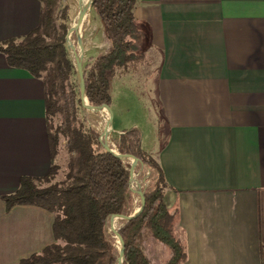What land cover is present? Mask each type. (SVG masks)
Instances as JSON below:
<instances>
[{
	"label": "crops",
	"instance_id": "0c3cea01",
	"mask_svg": "<svg viewBox=\"0 0 264 264\" xmlns=\"http://www.w3.org/2000/svg\"><path fill=\"white\" fill-rule=\"evenodd\" d=\"M41 6L0 0V44L30 33ZM134 18L145 35L141 59H156L155 97L167 132L151 152L168 185L164 203L176 212L181 264H264V0H137ZM93 34L87 44L96 42ZM99 41L100 50L84 49L95 52L90 61L108 48L102 25ZM126 71L118 69L110 86ZM44 94L41 79L8 66L0 52V264L52 240L50 213L7 209L2 199L21 177L50 168ZM108 108L120 135L126 128H113ZM131 127L150 151L142 128Z\"/></svg>",
	"mask_w": 264,
	"mask_h": 264
},
{
	"label": "trees",
	"instance_id": "16d2710c",
	"mask_svg": "<svg viewBox=\"0 0 264 264\" xmlns=\"http://www.w3.org/2000/svg\"><path fill=\"white\" fill-rule=\"evenodd\" d=\"M39 1L38 25L22 38L1 43L0 52L8 66L26 70L45 85L51 164L43 177H21L17 189L2 199L7 209L32 205L50 213L52 240L14 264H117L114 238L106 229L111 215L129 214L128 164L102 146L99 132L82 114L75 67L65 40L71 18L68 7L58 17L59 0ZM136 3L93 0L92 10L108 48L91 58L84 70L85 96L92 106H109L115 72L143 57L145 35L134 18ZM114 144L118 152L134 155L142 168L156 175L151 188L144 190L141 212L120 227L121 264H158L153 257L155 244L168 251L164 264H181L186 250L175 233L176 212L163 200L168 185L159 163L142 148L136 127L117 135ZM61 150L66 154L62 167L58 162Z\"/></svg>",
	"mask_w": 264,
	"mask_h": 264
},
{
	"label": "rangeland",
	"instance_id": "374dc122",
	"mask_svg": "<svg viewBox=\"0 0 264 264\" xmlns=\"http://www.w3.org/2000/svg\"><path fill=\"white\" fill-rule=\"evenodd\" d=\"M66 7H68L67 13L69 12V14L71 15L70 21L68 23L69 26L74 15L75 9L77 8L75 0H59L58 8L56 10L58 17H62V15L65 13ZM99 25L101 26V22L98 16L92 9H90L88 25L86 26V30L81 37L83 43V52L86 45H88V49L91 46L95 47V51L101 49L100 47L102 46V42H97L98 37L100 36ZM92 34L95 36L97 44L96 42L93 43V41H91V43L89 41L87 44V38H92ZM73 39L77 40V37L74 36ZM76 46L77 41H75L73 47ZM67 47L73 59L74 49L70 45H68ZM90 53L95 52H93V50L92 52L87 50L83 54V70L87 69L88 64L91 63L89 59ZM145 57L146 58L144 59L128 64L126 68H124L127 69V75L116 74L115 78L112 79L110 86L111 101L109 107L112 110L113 128L130 129L132 128L131 124H137L138 126H140L143 131L144 146L145 148H148V150H150L148 151V153L155 158L153 152L151 151L159 148V146L163 144L167 129L166 124L163 122L162 115L160 114V110L158 109V104L155 97L156 79L154 75L156 62L154 60L156 59L154 57L152 59V62H148L147 55ZM123 73H125V71H123ZM82 114L88 125L96 129L99 134L101 133L102 138L104 140L107 139L106 141L108 142V144H110L113 149H116L114 144V138L117 136V134L114 133L113 130H110L108 138L104 136L105 127L107 126V124L102 121L103 117L98 113L90 112L85 107H82ZM153 135L156 137L154 138ZM65 159L66 154L64 150H61V154L58 158V162L60 163L61 167L64 165ZM126 161L131 162L129 159H126ZM133 173L136 174L135 178L139 180L142 190L151 188V185L154 183V180L156 178L154 170H147L142 168L139 162H137ZM59 177H61V172L58 178ZM130 192L132 193V201L129 206V214L133 213L136 207L139 208L141 203L140 196L136 192H133L131 190ZM111 220L110 223L109 221L107 223L106 232L114 238L116 233L111 227ZM123 222L124 219L119 220L116 224V227L122 225ZM114 246L116 248L115 239ZM153 257L158 264H164L165 260L168 257V251L161 245L155 244L153 246Z\"/></svg>",
	"mask_w": 264,
	"mask_h": 264
},
{
	"label": "water",
	"instance_id": "95a60500",
	"mask_svg": "<svg viewBox=\"0 0 264 264\" xmlns=\"http://www.w3.org/2000/svg\"><path fill=\"white\" fill-rule=\"evenodd\" d=\"M92 6H93V0H89L86 3H84L82 6H80V7L75 9L74 15H73L72 20L70 22V25L67 27V30H66L65 40H66L67 46L70 45L68 40H69V35H70L72 29H74L75 26L79 24L80 20L83 19V17L85 15V13L87 12V10L92 9ZM70 46L74 49L73 50L74 51L73 60H74L76 78H77V82H78V85H79L80 104H81V106L85 107V108L90 107V108H99V109H102L104 106L109 107L107 105L92 106V105H90L88 103V101L86 103H84V98L86 100H87V98L85 96V90H84L85 89V85H84V70H83V66H82L83 43L81 41V38L77 36V46L76 47H73L72 45H70ZM109 125H110V129H112L111 124H110V119H109ZM99 140H100L102 146L106 150L110 151L115 156L119 157L122 161H124L123 155L129 154V153H120L115 148L112 149L110 147V145L108 144V142L102 138L101 133L99 134ZM129 155H131L133 157V161L130 164V168H129V184H130L131 183V178H132L131 177L132 168L134 167L136 162H138V159L132 154H129ZM131 191L136 192L140 196L141 203H140L139 210L137 212H133V213H130V214H118V215H121L122 217H124V221H127V220L137 216L141 212V210L143 208V205H144V190L138 188L137 190L131 189ZM113 215H116V214H113ZM111 216L108 219L109 223H110ZM121 226L122 225L116 227V229L114 230V232L118 235L119 240H120V249H117V251H118L117 264H121V262H122L123 248H124L123 240H122V237H121V234H120V227Z\"/></svg>",
	"mask_w": 264,
	"mask_h": 264
},
{
	"label": "bare ground",
	"instance_id": "6f19581e",
	"mask_svg": "<svg viewBox=\"0 0 264 264\" xmlns=\"http://www.w3.org/2000/svg\"><path fill=\"white\" fill-rule=\"evenodd\" d=\"M87 1L89 0H75V4H76V7H80L82 6L84 3H86ZM89 11L90 10H87V12L85 13L84 17L82 20H80L79 24L75 26L74 29H72L70 35H69V44L70 45H74L75 41L77 40H74V36H78V37H82L83 33L85 32L86 30V26L88 25V17H89ZM82 41V40H81ZM87 100L84 98V103H86ZM87 109L90 111V112H94V113H98L100 114L102 117H103V120L107 126L105 127V131H104V136L106 138H108V134H109V131L111 130L110 129V125H109V119H110V115H111V111L108 107L104 106L102 109H99V108H90V107H87ZM107 140V139H106ZM110 145V144H109ZM111 147V146H110ZM112 148V147H111ZM113 149V148H112ZM123 159L126 160V159H129L131 162L133 161V157L130 156V155H123ZM132 185L133 187H140V183H139V180L135 178V173H133L132 171ZM137 190V189H136ZM140 207V206H139ZM139 210L138 207L135 208L134 212H137ZM118 218H117V217ZM112 219V220H111ZM121 219H124V217H122L121 215H112L110 220H111V227L113 230H115L116 228V224L118 223L119 220ZM114 239H115V245H116V248L117 249H120V240H119V237L117 234H115L114 236Z\"/></svg>",
	"mask_w": 264,
	"mask_h": 264
},
{
	"label": "built area",
	"instance_id": "2783aa9c",
	"mask_svg": "<svg viewBox=\"0 0 264 264\" xmlns=\"http://www.w3.org/2000/svg\"><path fill=\"white\" fill-rule=\"evenodd\" d=\"M124 162H126L127 164H128V167H127V169H128V171H129V168H130V164L132 163V162H128V161H126V160H124ZM136 165H137V162H136V164L134 165V167L132 168V171L134 172V169H135V167H136ZM131 177H132V172H131ZM138 188H140L141 189V186L140 187H138ZM137 187H133V185H132V178H131V183L129 184V189L131 190V189H134V190H136V189H138Z\"/></svg>",
	"mask_w": 264,
	"mask_h": 264
}]
</instances>
